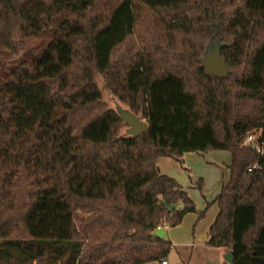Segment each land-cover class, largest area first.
Wrapping results in <instances>:
<instances>
[{
    "label": "trees",
    "instance_id": "16d2710c",
    "mask_svg": "<svg viewBox=\"0 0 264 264\" xmlns=\"http://www.w3.org/2000/svg\"><path fill=\"white\" fill-rule=\"evenodd\" d=\"M46 42L33 54L26 40ZM211 41L227 66L206 74ZM0 264H145L196 207L156 160L230 154L206 243L264 264V0H0ZM147 123L137 136L95 83ZM255 163L259 167L251 168Z\"/></svg>",
    "mask_w": 264,
    "mask_h": 264
},
{
    "label": "rangeland",
    "instance_id": "374dc122",
    "mask_svg": "<svg viewBox=\"0 0 264 264\" xmlns=\"http://www.w3.org/2000/svg\"><path fill=\"white\" fill-rule=\"evenodd\" d=\"M45 42L44 39L29 38L26 40V45L34 54L36 50L43 47ZM22 57V52H20L17 55H5L0 60H4L7 63H15ZM95 83L101 93V102L106 107L114 111H118V108L129 110L125 103L121 102L106 88L101 75H96ZM119 134L127 135L128 126H121ZM228 160L229 153L227 151L190 152L182 156L181 164L178 162L176 167H170L168 171V176L172 177L188 193L196 207L195 216L192 220V223L198 226L195 231H202L216 212L217 206L212 203L211 198L219 189L226 174L225 164H228ZM170 229L171 226L166 225V228H156L154 232L157 236L165 239ZM174 259V255L171 254L168 258L169 264H174ZM36 261H32L31 264H36Z\"/></svg>",
    "mask_w": 264,
    "mask_h": 264
},
{
    "label": "crops",
    "instance_id": "0c3cea01",
    "mask_svg": "<svg viewBox=\"0 0 264 264\" xmlns=\"http://www.w3.org/2000/svg\"><path fill=\"white\" fill-rule=\"evenodd\" d=\"M201 152L202 151H199V153ZM230 160L231 157L229 154V162L228 164H225L226 174L224 175L219 189L211 198L212 203L217 206V209L214 216L209 220V223L205 226V228H203L202 231H195V228L198 227L195 226L194 223H192L193 217L195 216V212H189L183 217L180 224L171 227L170 231L167 232L165 239H168L172 243V247L167 258H169L171 254H173L175 257L174 264L180 260L183 261L184 264H223L224 256L226 255L224 248L219 246H210L206 243V241L208 230L211 224L214 222L215 217L219 211L218 205L214 201L215 197L218 195L222 185L229 178L230 173L228 165L230 163ZM177 164L178 162L176 160L168 156H160L156 160V165L160 173L166 175H169L168 171L170 167H176ZM188 216L189 218H187ZM163 227L166 228V226H162L160 228Z\"/></svg>",
    "mask_w": 264,
    "mask_h": 264
},
{
    "label": "water",
    "instance_id": "95a60500",
    "mask_svg": "<svg viewBox=\"0 0 264 264\" xmlns=\"http://www.w3.org/2000/svg\"><path fill=\"white\" fill-rule=\"evenodd\" d=\"M220 46L218 41L209 42L204 55L200 58V62L208 75L225 76L227 74L226 63L219 53ZM118 113L126 126H128V134L137 136L147 128V123L133 112L118 108ZM224 260L232 263L231 251L226 253Z\"/></svg>",
    "mask_w": 264,
    "mask_h": 264
},
{
    "label": "built area",
    "instance_id": "2783aa9c",
    "mask_svg": "<svg viewBox=\"0 0 264 264\" xmlns=\"http://www.w3.org/2000/svg\"><path fill=\"white\" fill-rule=\"evenodd\" d=\"M243 145L250 146L258 156H262L264 154V141L261 138V130H253L246 134V137L243 141ZM259 167L257 163H255L251 168ZM166 225H160L157 228H160ZM150 264H169L168 258H164L162 260L154 261ZM175 264H184L183 261H177Z\"/></svg>",
    "mask_w": 264,
    "mask_h": 264
}]
</instances>
